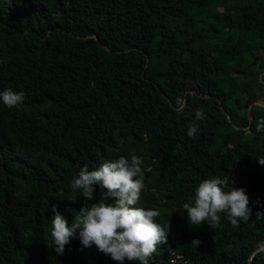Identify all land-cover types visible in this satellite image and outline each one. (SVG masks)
Segmentation results:
<instances>
[{
  "label": "trees",
  "instance_id": "16d2710c",
  "mask_svg": "<svg viewBox=\"0 0 264 264\" xmlns=\"http://www.w3.org/2000/svg\"><path fill=\"white\" fill-rule=\"evenodd\" d=\"M7 88L25 100L0 101V264H119L78 232L58 255L52 209L70 226L85 203L71 189L81 167L132 155L145 184L135 207L169 224L149 264H264V0H0ZM225 176L250 219L191 225L183 204Z\"/></svg>",
  "mask_w": 264,
  "mask_h": 264
},
{
  "label": "clouds",
  "instance_id": "9594fccd",
  "mask_svg": "<svg viewBox=\"0 0 264 264\" xmlns=\"http://www.w3.org/2000/svg\"><path fill=\"white\" fill-rule=\"evenodd\" d=\"M24 100L23 91L7 88L0 92V101L7 108H16ZM176 105L177 111H183L187 106L183 98H177ZM195 117L197 120L205 119L204 112L197 109ZM197 130L193 122L188 126L187 135L194 138ZM257 131H264V119L258 122ZM257 159L260 165H264V158ZM141 165V158L132 155L130 159L120 156L91 171L87 164L81 167L78 176L71 182V189L74 192L82 189L85 203L79 211H75L70 226L55 206L52 209L50 235L58 255L63 254L70 238L78 232L84 247L95 245L99 252L119 264H124L125 260L149 264V257L155 253L157 246L167 243L169 224L162 227L155 222V218L160 216L158 210L135 207L141 191L145 189ZM228 182V176H225L223 179L216 177L199 183L195 189L194 202L182 206L191 225L199 226L207 222L211 228L220 226V213L227 214L233 227L238 226V221L250 219L249 199L244 189L232 187L225 191ZM94 185L106 189V192H102L99 203L89 206L87 201L93 199ZM109 198H113V202L106 203ZM256 219H264V212H257ZM199 243L198 239L192 241L195 246ZM258 250L264 252V243L258 245Z\"/></svg>",
  "mask_w": 264,
  "mask_h": 264
},
{
  "label": "water",
  "instance_id": "95a60500",
  "mask_svg": "<svg viewBox=\"0 0 264 264\" xmlns=\"http://www.w3.org/2000/svg\"><path fill=\"white\" fill-rule=\"evenodd\" d=\"M256 104L264 106V104H262L261 102H256ZM221 109H222V111L224 112V108H223L222 106H221ZM258 251H259V250H258Z\"/></svg>",
  "mask_w": 264,
  "mask_h": 264
},
{
  "label": "rangeland",
  "instance_id": "374dc122",
  "mask_svg": "<svg viewBox=\"0 0 264 264\" xmlns=\"http://www.w3.org/2000/svg\"><path fill=\"white\" fill-rule=\"evenodd\" d=\"M175 83L174 82H169V85L173 86ZM263 104V103H262Z\"/></svg>",
  "mask_w": 264,
  "mask_h": 264
}]
</instances>
